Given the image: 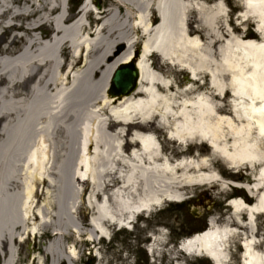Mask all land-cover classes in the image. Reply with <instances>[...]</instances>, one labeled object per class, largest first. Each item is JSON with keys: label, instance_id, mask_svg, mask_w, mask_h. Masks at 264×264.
<instances>
[{"label": "bare ground", "instance_id": "bare-ground-1", "mask_svg": "<svg viewBox=\"0 0 264 264\" xmlns=\"http://www.w3.org/2000/svg\"><path fill=\"white\" fill-rule=\"evenodd\" d=\"M87 1L78 14L89 11ZM116 4L112 21L119 18L122 23L114 27L104 21L93 30L80 19L65 17L56 0H0V35L3 29L18 31L0 48L1 264L15 262L16 240L39 231L32 196L48 186L51 176L62 178L67 162L79 182L96 185L99 178H108L94 191L98 198L116 188L111 194L113 209L105 202L93 209L115 227H130L135 213L186 199V188L227 189V180L211 168L210 154L219 156L230 170H249L252 184L232 183L255 202L229 199L232 221L218 226L210 218L208 228L183 239L179 250L213 264H229L231 242L242 228V264H264V253L256 248L255 217L264 216V0H242L239 13L244 22H255L261 38L237 37L224 45L219 44L220 34L226 33L229 23L222 4L207 5L206 0ZM96 14L100 20L101 13ZM45 25L53 26L55 35L41 43L37 33L45 38ZM205 32L214 40L202 43L197 33ZM16 38L21 45L12 54ZM139 38L143 43L136 90L118 99L105 92L84 98L82 68L87 85L104 80L105 91L112 72L129 63ZM120 44L125 50L116 54ZM91 53L95 58L87 64L85 57ZM153 54L184 72L188 82L179 88L167 79V70L154 71L149 65ZM152 123L166 130L167 139L182 151L205 144L210 154L169 157ZM128 134L131 142L124 139ZM128 145L134 150L127 151ZM122 189H128L126 198ZM22 213L26 225L19 236ZM95 228L109 236L100 223ZM156 243L153 237L151 251L157 249Z\"/></svg>", "mask_w": 264, "mask_h": 264}, {"label": "rangeland", "instance_id": "rangeland-1", "mask_svg": "<svg viewBox=\"0 0 264 264\" xmlns=\"http://www.w3.org/2000/svg\"><path fill=\"white\" fill-rule=\"evenodd\" d=\"M56 1L59 2L65 17L72 20L80 19L83 24L86 23L85 20L87 19L90 22L89 26L94 27L92 22L97 18L96 13L88 12L85 16L82 13L78 14L79 6L83 0H69V6L67 5L68 0ZM206 1L207 5L222 4L223 12L227 14L226 19L229 24L225 29L226 33L220 34L222 42L220 41L219 44L224 45L232 38L237 37L246 39L247 36H254V40L260 39L259 35L255 33V22H244L236 17L243 10L242 0ZM116 2L117 0H92V4L95 8L97 7L95 11L101 13L100 20L96 25L107 21L114 27H118L122 23L119 18L114 22L112 21V17L117 12L115 10ZM102 13L104 14L102 15ZM19 22L23 24L21 21ZM193 25L194 27L203 26L200 23ZM42 29L45 30L46 38L53 33V26L51 25H45V28ZM15 32L18 31L3 29L0 35V48L8 45ZM19 33L21 34V32ZM37 36L39 37L38 33ZM197 36L202 40V43H209L214 40L213 36L207 32L197 33ZM140 42L141 38L135 43L134 50L139 48ZM20 45L21 43L19 44L16 38L14 48L12 47L14 49L12 54L19 50ZM114 50L118 54L122 53L125 48L120 44ZM62 57L65 59V54H62ZM85 58L87 64H90L95 58V54L91 53ZM112 60L113 58H110V61ZM149 65L153 69L160 67L167 70L169 72L167 79L179 88L188 82L184 72L167 66L155 54L149 57ZM81 74H83V81L81 82L84 98L104 94V80L90 87L86 83L84 67ZM151 128L162 145V149L171 158L190 157L196 152L206 156L210 154V149L205 144L189 145L186 150L182 151L176 143L167 139L164 129L158 128L155 123H152ZM129 136L128 134L124 138L125 141L129 140ZM130 148L133 147L128 145L127 151ZM210 165L226 180L246 184L253 183L252 177L248 176L249 170L242 169V172L234 173L215 154H210ZM71 171V163L67 162L62 178L51 176L48 178V186L44 190L41 187L38 188V196H32V199L34 198L37 203L33 213L38 215L35 224L39 227V231L34 235H23V241H19V239L15 241V262L13 264H85L86 262L91 264H211L205 257L185 255L178 248L179 242L194 232L207 228L210 218H215L218 226L232 221L233 212L226 204L229 198L242 196L248 203L254 202L245 191L234 189L228 185H226L227 189L224 190L217 185L193 186L185 189L186 199L182 202L163 203L158 209L150 210L148 213L137 217V223L132 226L130 231L126 229L116 230V227L109 220L107 222L105 219H100L96 210L93 209L99 202H105L112 210L114 197L111 194L116 188H110L105 191L104 195L96 198L94 191L96 186L104 182L108 183V178H99L96 185L91 182H79L72 176ZM121 185L122 183L119 184V186ZM41 192H43L42 195ZM127 192L128 189H125L122 194L124 198H126ZM21 201L23 202L24 199ZM95 223H100L105 232L108 233L109 236H105L106 239L101 237V233L96 232L98 228H95ZM19 224L21 228L16 233L20 236L26 225L24 214L23 220ZM263 226L264 216L256 215V236L259 241L256 248L259 252L264 253ZM238 229L240 230L239 236L231 242L229 264H242L240 257L242 248L238 242L243 237L241 233L245 231L242 228ZM56 233L57 235H55ZM153 237H157L158 249H154V246L151 251Z\"/></svg>", "mask_w": 264, "mask_h": 264}, {"label": "water", "instance_id": "water-1", "mask_svg": "<svg viewBox=\"0 0 264 264\" xmlns=\"http://www.w3.org/2000/svg\"><path fill=\"white\" fill-rule=\"evenodd\" d=\"M139 77L140 73L134 61L119 67L112 74L107 94L116 99L130 95L135 90Z\"/></svg>", "mask_w": 264, "mask_h": 264}]
</instances>
